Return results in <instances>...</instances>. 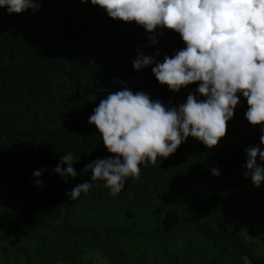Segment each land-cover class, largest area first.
Masks as SVG:
<instances>
[{
  "label": "trees",
  "instance_id": "16d2710c",
  "mask_svg": "<svg viewBox=\"0 0 264 264\" xmlns=\"http://www.w3.org/2000/svg\"><path fill=\"white\" fill-rule=\"evenodd\" d=\"M35 2L19 14L0 8V264H264V183L254 187L243 167L244 149L264 145L243 97L213 148L188 137L159 164L140 165L115 197L103 181L75 201L65 195L90 182L87 163L111 155L88 123L109 94L128 87L166 107L204 98L198 82L172 92L155 64L132 67L138 52L162 63L183 49L173 30L156 29L151 44L141 26L90 0ZM68 152L77 176L65 182L53 169Z\"/></svg>",
  "mask_w": 264,
  "mask_h": 264
},
{
  "label": "clouds",
  "instance_id": "9594fccd",
  "mask_svg": "<svg viewBox=\"0 0 264 264\" xmlns=\"http://www.w3.org/2000/svg\"><path fill=\"white\" fill-rule=\"evenodd\" d=\"M86 0H81V3ZM107 16L123 22H135L156 44V29L178 33L186 45L163 62L138 52L134 70L155 64L152 74L172 92L197 83L196 93L176 106L151 100L144 92L124 87L109 94L94 108L88 123L94 125L108 158L87 163L81 174L91 171L90 182L72 188L65 195L77 200L87 194L94 182L103 181L109 195L117 196L125 182L138 179L140 165H157L192 137L206 148H213L226 135L227 122L243 97L244 113L250 125L260 126V145H264V0H90ZM35 0H0L8 14L38 10ZM244 178L254 187L264 183V150L259 146L244 149ZM71 152L61 155L53 171L67 180L75 178ZM257 158L262 162L257 163ZM64 165L65 167H61ZM44 169L33 172L40 186ZM211 175L219 176L217 168Z\"/></svg>",
  "mask_w": 264,
  "mask_h": 264
},
{
  "label": "rangeland",
  "instance_id": "374dc122",
  "mask_svg": "<svg viewBox=\"0 0 264 264\" xmlns=\"http://www.w3.org/2000/svg\"><path fill=\"white\" fill-rule=\"evenodd\" d=\"M241 206L242 207H244L245 209H249V206L245 203V202H241ZM260 209V208H259ZM240 220L236 217V215L235 214H233L232 215V221H231V223L233 224V226L235 227V228H239L240 227V222H239ZM263 229H264V225H263ZM262 233L264 234V230H262V232L260 233L261 235H262ZM247 237V241L248 242H250V241H252V238H253V236L252 235H247L246 236ZM263 247H264V241H261V243H260ZM93 264H103V261H101V260H95V262L93 263Z\"/></svg>",
  "mask_w": 264,
  "mask_h": 264
}]
</instances>
